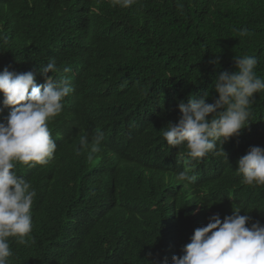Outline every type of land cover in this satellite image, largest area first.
Listing matches in <instances>:
<instances>
[{
	"label": "clouds",
	"instance_id": "1",
	"mask_svg": "<svg viewBox=\"0 0 264 264\" xmlns=\"http://www.w3.org/2000/svg\"><path fill=\"white\" fill-rule=\"evenodd\" d=\"M105 1L118 9L139 3ZM133 35L127 36L117 53L98 54L115 67L114 58L121 52L122 58L134 55ZM250 35L246 28L239 30L241 38ZM104 56L89 57L80 65L88 69L83 83L76 69H59L54 58L41 67L28 61L22 67L11 64L0 70V113L10 109L6 121L0 122V264H10L9 238L18 244L34 243L32 206L37 193L14 171L17 163L26 169L53 170L57 185L74 187L64 199L73 216L66 238L83 244L80 260L88 259L87 264H108V260L149 264L152 253L148 254L146 244L151 241L140 238L144 231L153 241V264H166L160 227L166 218H171L165 224L167 241L173 240V221L179 234L172 264H264V216L259 213L264 203V147L258 146L259 139L242 138L248 133L257 136L251 131V107L255 94L264 93L258 59L235 56L236 70L223 71L213 80L211 88L218 94L213 103L208 102L209 93L201 96L192 91L190 96L173 95V101L163 103L157 89L119 85L123 80L119 76L110 91L105 81L99 84ZM64 59L71 62L70 56ZM209 63L219 66V54ZM165 105L169 112H163ZM108 135L120 142L108 140ZM144 170L153 188L167 185L165 193L152 194L168 205L175 201L163 218L137 178L136 172ZM179 181L186 182L196 196L192 203L187 201L189 217L172 186L178 185L182 192ZM87 195L99 206L91 205ZM199 195L203 203L195 200ZM135 199L149 204L153 223L146 213L129 212ZM202 207L207 217L198 215ZM227 209L233 213L224 217ZM82 229L91 234L80 233Z\"/></svg>",
	"mask_w": 264,
	"mask_h": 264
},
{
	"label": "trees",
	"instance_id": "2",
	"mask_svg": "<svg viewBox=\"0 0 264 264\" xmlns=\"http://www.w3.org/2000/svg\"><path fill=\"white\" fill-rule=\"evenodd\" d=\"M245 28L251 35L241 38L239 30ZM130 33L134 34L135 47L131 52L134 55L122 58L124 53L121 52L119 57L114 58L117 64L114 67L104 55L98 54L117 53ZM217 54L220 56L219 66L210 64L209 61ZM244 55L258 59L257 74L264 77V0H139L137 5L127 9L113 8L105 0H0V70L11 64L22 67L28 61L35 67H41L54 58L59 69H76L75 73H80L83 83L85 70L88 69L80 65L89 57L94 56L95 60L104 56L101 58L104 71L98 77L99 84L105 81L109 91L117 85L115 78L119 76L123 79L119 85L141 84L148 89H157L158 99L163 103L173 101V95L178 98L190 96V91L201 96L209 93L208 102L213 103L214 98L218 97L211 88L214 78L223 71H235L234 57ZM64 56H70L71 62ZM2 102L3 94L0 93V107H3ZM169 110L167 105L163 107V112ZM252 110L254 126L251 131L257 136L248 133L242 138L259 139L256 140L258 146L264 147V93L255 94ZM9 112L10 109L5 108L0 113V122L6 121ZM107 139L120 142L115 135H108ZM147 155L154 156L152 152ZM74 157L82 163L77 153ZM14 171L30 182L37 195L32 206L31 236L34 243L18 244L15 238H9L13 253L9 257L10 264H87L88 259L80 260L81 252L85 250L83 244L66 238V230L73 216L64 199L74 187L62 188L57 185L53 170L26 169L24 164L17 163ZM137 174L152 202L160 208L163 218L169 207L152 192L163 194L167 185L153 188L148 181L147 171ZM172 186L182 206L188 205V200L192 203L196 197L186 182L179 181L182 192L178 185ZM214 191L219 192L218 186L214 187ZM231 194L243 198L240 193ZM87 200L91 205L99 206V201H94L88 195ZM104 200L107 201L106 198ZM195 200L200 202L201 196ZM135 201L129 212L146 213L149 223H153L155 218L148 208L149 204L138 199ZM174 204L172 200L170 206L174 207ZM259 207V213L264 216V203ZM186 210L188 213V207ZM232 213L231 209H227L224 217ZM201 214L207 217L203 208L198 215ZM183 219L186 221L187 216ZM170 220L166 218L160 221L162 236L165 234V224ZM261 221L264 225V217ZM171 225L177 236L168 242L176 245L179 234L174 221ZM192 226L198 228L195 224ZM79 232L91 234L83 229ZM144 232L145 236L140 238L150 239L146 246L148 254L152 253L149 256L151 260L154 257L151 249L153 241ZM185 233L184 230L182 236ZM102 235L109 240L107 234ZM163 239L168 240L167 237ZM168 249L171 253L172 248ZM168 249L164 250L165 257ZM107 263L116 264L112 260Z\"/></svg>",
	"mask_w": 264,
	"mask_h": 264
},
{
	"label": "bare ground",
	"instance_id": "3",
	"mask_svg": "<svg viewBox=\"0 0 264 264\" xmlns=\"http://www.w3.org/2000/svg\"><path fill=\"white\" fill-rule=\"evenodd\" d=\"M3 8V7H2ZM42 64V63H41ZM69 81V85H71V84H73V82H74V80L73 79H71V80H68ZM147 150H151V147H148L147 146ZM118 163V162H117ZM116 163V164H117ZM139 172V171H138ZM137 173V172H136ZM137 178H138V180L140 181V175L139 174H137ZM191 191V193L193 194L194 192L192 191V190H190ZM104 198H105V196H104ZM104 200V199H103ZM105 201V200H104ZM199 203H203V202H201V200H200V202ZM99 204H100V202H99ZM98 204V205H99ZM168 205V204H167ZM171 205V204H170ZM170 205H168V207H170ZM97 207V206H96ZM184 208V210H185V212H186V214H188V217H189V213H187V210H186V207H187V203L183 206ZM202 208H204V207H202ZM192 216H195V215H192ZM193 218V217H192ZM177 235H175V234H173V237H176ZM162 237H166V234H164ZM165 241H166V246H165ZM167 240H163V242H162V245L164 246L163 248H164V250L165 249H168V248H172V251H171V253L169 254V256L167 255L166 257H165V259H164V262H166V264H171V258H172V256L173 255H176L175 254V251H176V245L175 244H167ZM169 245V246H168ZM171 255V256H170ZM154 258H155V256L151 259V263L153 264V261H154Z\"/></svg>",
	"mask_w": 264,
	"mask_h": 264
}]
</instances>
